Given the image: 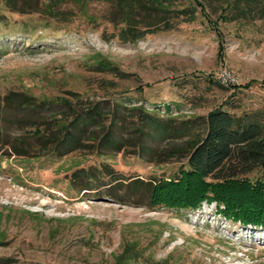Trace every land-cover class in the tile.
Wrapping results in <instances>:
<instances>
[{
    "label": "rangeland",
    "instance_id": "obj_1",
    "mask_svg": "<svg viewBox=\"0 0 264 264\" xmlns=\"http://www.w3.org/2000/svg\"><path fill=\"white\" fill-rule=\"evenodd\" d=\"M194 1L133 41L119 0H0V264H264V228L216 202L149 204L210 111L264 125V0ZM91 107L98 123H76ZM158 121L182 131L158 138Z\"/></svg>",
    "mask_w": 264,
    "mask_h": 264
},
{
    "label": "trees",
    "instance_id": "obj_2",
    "mask_svg": "<svg viewBox=\"0 0 264 264\" xmlns=\"http://www.w3.org/2000/svg\"><path fill=\"white\" fill-rule=\"evenodd\" d=\"M168 1L148 0L146 10L154 13L149 18L138 9L131 10V0H119L121 19L125 24L120 38L139 40L160 24H164V30L171 29L170 20L159 14H167L170 10L162 7ZM256 2L247 3L253 5ZM194 3L202 7L200 1L195 0ZM8 5L13 8V5ZM261 10L264 12L263 8ZM99 114L91 107L77 113L75 122L96 125ZM157 124L153 134L158 138L170 139L174 131L177 130V134L182 131V128L170 129L169 121H158ZM205 127V135L197 139L188 152L187 169H182L170 180L162 179L152 185L150 206L196 210L204 202H216L218 211L226 218L246 226L264 228V181L252 182L245 177L257 168L264 169V125L244 121L220 106L208 113ZM68 138L70 142L82 140L81 134L77 133L67 132ZM116 140L111 128L104 133L101 144H116ZM82 170L75 173L78 179L85 178Z\"/></svg>",
    "mask_w": 264,
    "mask_h": 264
},
{
    "label": "built area",
    "instance_id": "obj_3",
    "mask_svg": "<svg viewBox=\"0 0 264 264\" xmlns=\"http://www.w3.org/2000/svg\"><path fill=\"white\" fill-rule=\"evenodd\" d=\"M222 79L226 81L227 80L226 75H222Z\"/></svg>",
    "mask_w": 264,
    "mask_h": 264
}]
</instances>
